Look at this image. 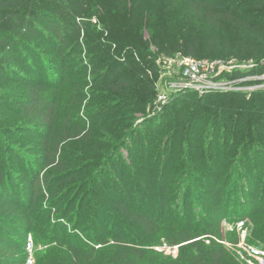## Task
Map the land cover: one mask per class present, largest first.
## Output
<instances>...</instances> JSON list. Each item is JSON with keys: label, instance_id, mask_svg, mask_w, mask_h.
<instances>
[{"label": "rangeland", "instance_id": "1", "mask_svg": "<svg viewBox=\"0 0 264 264\" xmlns=\"http://www.w3.org/2000/svg\"><path fill=\"white\" fill-rule=\"evenodd\" d=\"M106 1L108 7L114 6L112 0ZM143 3L145 7L162 2L143 0ZM140 14L139 9H125L117 20L123 23L130 20L135 26L132 28H138L144 21ZM6 16H2L3 19ZM23 18L25 21L36 19L30 13ZM35 22L42 25L39 18ZM87 24L85 31L89 34H81L78 40L82 51L80 48L76 51L79 45L76 39L69 41L75 49L76 57L73 58L78 65L67 73L62 71L52 40L42 35L22 38L4 25L3 34L11 47L25 43L34 51L22 49L26 58L6 66L5 80L0 78V137L3 141L9 140L15 151L9 153L1 147L0 189L3 193L0 206L6 205L11 210L6 215L0 212V246L5 247L0 249V264H51L64 260L71 255V240L82 254V264L90 259L89 246L99 241L102 249L93 257L95 262L111 264L108 249L115 237L148 250V257L153 260L148 258L140 264H155V261L165 264L173 259L157 253L154 248L164 243L177 246L180 241L174 231L177 228L195 230L194 236L200 240L212 234L232 261L237 262L236 254L226 244H237L236 225H229L238 220L245 222L250 243L264 249V238L259 236L260 232L264 233V127L260 133L253 132L252 145L244 148L241 143L233 144L237 134L234 125L224 133L222 124L216 130L203 119H196L192 125L185 118L179 124L182 111L191 108L192 100L208 93L173 90L170 82L174 79L161 73V68L157 84L166 100L155 101L144 118H137L139 128L135 138L118 148L106 162L90 161L91 154L97 150L88 135L92 132L96 135L98 129L93 128L94 119H101L89 118L83 106L79 109L73 101L69 102L73 92L70 81L73 82V78L83 81L86 77L88 84L80 90L85 94L91 90L92 69L84 70L81 59L95 54L93 46L97 42L106 43L102 40L107 34L101 33L103 28L97 17ZM170 26L177 27V37L198 45L199 56L229 60L223 57L242 54L244 58L234 57L240 62L264 59V32L250 26L238 27L225 21L208 24L199 18L187 23L178 13L171 14ZM86 43L90 51H86ZM258 46L262 52L259 55L253 52ZM232 50L239 51L234 54ZM5 52L0 48V60ZM155 53L157 60L163 58V55L158 56L157 50ZM21 82L45 89L43 93L47 97H54L51 96L53 90L61 86L63 107L53 137L28 126L18 115L16 105L26 92ZM227 92L238 91L220 93ZM179 93L182 94L179 96ZM87 100L89 98L84 100V107ZM3 101L7 103L6 109ZM179 126H183L180 132ZM186 126L191 130L189 138L185 134ZM68 127L71 134L74 132L73 136L81 138L69 137L72 138L69 142L61 143V159L66 160L67 170L62 174L52 173L51 168L44 166L42 142L46 140L57 146L63 138V130ZM82 131L86 134L81 136ZM226 133L228 137L223 136ZM44 174L52 178L55 195L47 190L44 196L34 198L33 181ZM76 176L77 179H72ZM254 184L258 186L255 194ZM123 208L148 213L160 224L159 231L154 235L142 231L124 216ZM241 211L243 219L238 213Z\"/></svg>", "mask_w": 264, "mask_h": 264}, {"label": "trees", "instance_id": "2", "mask_svg": "<svg viewBox=\"0 0 264 264\" xmlns=\"http://www.w3.org/2000/svg\"><path fill=\"white\" fill-rule=\"evenodd\" d=\"M112 1L113 7H108L106 0H0V48L6 51L0 60V78H4V80L6 66L22 61L23 57L26 58L27 55L25 52H21L22 49L34 51V48H28L25 43L15 44L11 47L6 39L7 36L3 34L5 24L22 38L42 35L52 40L58 51V62L62 66V71L67 73L71 67L78 65L73 58L76 57L75 49L69 44V41L72 39L78 41L81 34H85V32L88 35L89 31L85 30L88 29L87 23L91 22L93 17H97L101 23L103 28L101 33L103 36L107 34L102 41L106 43L97 42L93 46L95 54L81 59L84 70L92 69L91 90L87 94L80 90L81 87H85V83L88 84L86 77V80L83 81L73 78V82L70 81L73 92L69 97L70 103L73 101L79 109L82 106L86 109L89 118L102 120L94 119L96 122L94 121L93 128L98 129V132L96 135L95 132L88 135V140L95 144L94 147L97 150L95 154H91L90 161L97 163L99 160L106 162L113 153L118 151V148L127 145L130 140L135 138L139 128L136 125L137 118L139 116L144 118L148 107H153V103L157 101L159 68L156 63L158 61L156 50L158 56L163 55V58L174 56L179 52L196 59L217 60L222 58L199 56L197 44L177 37V27L170 26L171 14L178 13L187 23L196 18L202 19L208 24L216 23V25L225 21L238 27L250 26L255 31L264 32V0H159L162 2L161 4H149L145 7H143V0ZM121 6H124L123 9ZM125 9L140 10L144 21L138 28H132L135 26L130 20L125 23L122 20H117L122 10ZM29 13L36 19L39 18L42 25L45 26L37 24L34 18L25 21L23 17L28 16ZM2 16H6V18L3 19ZM79 41L78 47H75L76 51L79 48L81 51L83 50ZM86 46V51H90L88 43ZM242 49H240L241 52ZM153 51H155L154 55ZM236 51L232 50L231 52L236 54ZM253 52L258 55L262 53L259 46ZM234 57L244 58L242 54L223 58ZM260 59L263 58L258 60ZM25 61L27 60L25 59ZM30 64L33 66L32 61ZM81 74L79 73V75ZM20 86L26 88V92L20 103L16 105L18 115L28 126L45 131L50 138L53 137L57 132L56 125L63 107L61 100L64 95L60 93L61 86L53 90L51 96L54 97L45 96L43 88H36L23 82L20 83ZM87 98L89 101L87 100L84 107V100ZM191 103L189 110L182 111L179 124H182L185 118L192 125L196 119H203L204 122L209 121L216 130H219L222 124L225 128L224 133L234 125L237 134L233 144L241 143L244 148L252 145L253 132L260 133L264 127V91L210 92L200 96L197 100H192ZM2 105L6 109L7 103L5 104L3 101ZM182 127L179 126V132ZM68 128L63 130V138L57 146H52L46 140L42 142L44 145L43 154L46 159L44 166L51 168L52 173L62 174L67 170L66 160L61 159L63 152H61L60 146L72 138H81L73 136L74 132L72 131L71 134L70 128ZM190 132V128L186 126V137H191ZM68 133L70 134L67 137ZM83 134L86 132L82 131L79 135ZM223 136L228 137L227 133ZM69 137L72 138L69 139ZM1 147L9 153L15 152L10 141H3L0 137V158ZM244 158L246 159L245 156ZM88 161L89 159L84 160V162ZM2 175L0 171V176ZM77 177L72 179H77ZM51 180L52 178L45 177V174L35 178L32 184V197L44 196L47 190L50 195H55ZM254 185L253 194L258 189V186ZM2 193L3 191L0 189V196ZM10 210L11 208H6V205L1 204L0 212L3 215L8 214ZM122 213L149 235H154L159 231L158 221L146 212H134L123 208ZM238 213H240V219H243L241 216L243 212ZM230 222L232 223L233 220ZM174 231L180 241L174 242L177 243V246L168 245L178 247L179 255L177 259L168 257L173 260L165 264H238L235 260L232 261L230 255L220 247L212 234H206L205 238L200 240L199 237L194 236L196 231L190 228H177ZM259 236L264 238V233L260 232ZM206 241L210 242L207 247ZM111 242L112 246L108 249L111 264H140L149 258L148 250L137 248L123 238L115 237ZM70 243L71 255L51 264L83 263L80 258L81 252L72 245V240ZM84 247L86 248V246ZM2 248L5 247L0 246V249ZM89 249H91V253L87 254L90 258L87 264H97L93 257L97 255L99 249H102L101 241L91 244ZM149 259L153 260V257ZM155 264L162 263L155 261Z\"/></svg>", "mask_w": 264, "mask_h": 264}, {"label": "built area", "instance_id": "3", "mask_svg": "<svg viewBox=\"0 0 264 264\" xmlns=\"http://www.w3.org/2000/svg\"><path fill=\"white\" fill-rule=\"evenodd\" d=\"M157 66L174 81L170 87L175 91L196 90L200 93L238 91H264V59L260 61L240 62L235 58L229 60L196 59L179 52L171 57L159 59ZM159 92L157 101L164 102L166 96ZM238 242L232 246L226 244L236 255L239 264H264V249L249 242V230L244 221L236 222ZM234 230L233 228H231ZM207 243H210L207 241ZM157 253L177 259L178 247L167 243L154 248Z\"/></svg>", "mask_w": 264, "mask_h": 264}]
</instances>
